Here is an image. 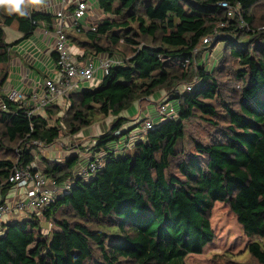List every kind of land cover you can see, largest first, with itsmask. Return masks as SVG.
<instances>
[{
  "label": "trees",
  "instance_id": "obj_1",
  "mask_svg": "<svg viewBox=\"0 0 264 264\" xmlns=\"http://www.w3.org/2000/svg\"><path fill=\"white\" fill-rule=\"evenodd\" d=\"M222 2L235 10L232 17ZM97 4L105 18L93 31L75 33L87 43L67 37L80 60L109 55L121 64L99 87L72 94L63 116L51 106L29 117L3 97L0 201L13 189L14 168L36 160L35 143L51 146L62 134L75 136L111 116L110 130L89 150L91 157L104 154V167L84 181L76 169L89 159L43 158L45 177L59 186L71 181L72 188L40 215L1 225L0 264H185L213 243L210 214L217 203L227 204L244 235L258 240L247 252L264 264V0ZM53 20L41 11L24 17L0 11V97L21 44L41 26L51 30ZM6 27L22 37L8 44ZM216 29L219 37L204 44ZM220 45L223 53L208 69L206 50ZM160 91L171 94L175 118L159 115L145 133L144 121L128 127L121 115ZM194 118L215 133L209 143L191 139L192 150H186L185 122ZM43 222L55 227L44 233Z\"/></svg>",
  "mask_w": 264,
  "mask_h": 264
},
{
  "label": "built area",
  "instance_id": "obj_2",
  "mask_svg": "<svg viewBox=\"0 0 264 264\" xmlns=\"http://www.w3.org/2000/svg\"><path fill=\"white\" fill-rule=\"evenodd\" d=\"M219 5L222 9L229 11V16L232 17L235 13L227 2ZM97 10V0H47L45 2L41 12L54 17L51 30L46 29L44 32V39L50 45L51 53L55 54L52 71H49L46 77L35 79L28 77L29 71L24 70V78L27 80L29 90L26 92L13 87L4 89L0 97V110L7 111L3 97L26 109L29 117L36 116L51 106H58L63 110L68 108V100L72 94L99 87L109 71L121 64L120 60L109 55L89 56L85 60H80L82 56L74 51L65 33L66 29L76 33L93 31L95 24L100 20L99 18L92 20ZM219 35L216 29L213 35L204 39L203 43L209 45ZM197 52L198 49L195 50V53ZM191 89L189 86L186 91ZM179 91V89L176 90L178 94L184 92L182 90L179 93ZM159 108V115L175 118L176 111L172 103L163 102ZM152 128L153 121L147 119L140 132L145 133ZM35 145L42 146L38 143ZM40 164L36 159L30 166L15 167L11 173L9 183L13 185V189L17 192L21 191L22 194L10 201H0V232L1 225L8 222L11 217L24 219L29 213L40 215L51 201L66 194L72 188L71 181L60 186L49 181ZM103 167L104 154L90 157L88 164L79 171L77 177L90 181Z\"/></svg>",
  "mask_w": 264,
  "mask_h": 264
},
{
  "label": "rangeland",
  "instance_id": "obj_3",
  "mask_svg": "<svg viewBox=\"0 0 264 264\" xmlns=\"http://www.w3.org/2000/svg\"><path fill=\"white\" fill-rule=\"evenodd\" d=\"M44 4L45 3L30 7L29 9H27V12H40L42 11ZM98 18L101 20L105 18L102 14H100L99 10H97V13L92 18V20ZM5 33L6 42L8 44H12L22 37V34H20L15 27H6ZM65 33L67 36H77L75 38L77 39V42L79 44L84 42L87 43L88 41L84 37V35L75 34L76 32L73 30L66 29ZM259 42L261 43V45L263 44L261 41ZM222 47L223 46L221 45L217 46L215 49H211L209 47L206 50L207 59L204 61L208 69H211V67H215L218 63L220 56L223 53ZM127 51L128 50H126V52ZM119 58L121 60H124V58L122 59L121 56ZM25 64L28 65L27 62H25ZM11 70L12 62L9 66V71L11 72ZM17 72H19L18 69ZM164 101H172L171 94H168L165 91H160L157 98L151 97L148 99L145 98L138 100L134 104L135 109L133 110V112H125L121 115V117H124L128 120L129 124H126L128 125V127H132L133 125L137 124H143V121H145L146 118H154L155 115L158 116V106ZM62 111L63 112L60 113V116L64 115L66 109H63ZM149 115L151 116L149 117ZM113 122L114 117H99L97 118V121L94 123V125H92L88 129H85L79 134L75 136L62 134L59 140H57L53 145L38 146L33 150V152L36 155V159H38L39 163L43 158L63 163L64 160L72 154H77L80 156L84 155V157H88L90 153L89 150L93 146L94 141L102 134L109 131ZM185 127L187 131V139L185 141L186 150H192L191 139H197L204 143H209L215 133L214 128H212L208 123L197 118L186 121ZM128 129L132 130L131 128ZM40 166H42V164H40ZM11 218L15 219L13 217ZM210 223L215 235L213 243L208 245L203 250V253L201 255H191L187 257L184 261L185 264H257L248 254L247 246L250 243L256 242L258 240L255 238H247L244 235L242 228L237 223L236 217L230 212L227 204L217 203L214 206L210 214ZM54 227L55 226L50 223L45 224L43 222L44 233H47L50 229Z\"/></svg>",
  "mask_w": 264,
  "mask_h": 264
},
{
  "label": "crops",
  "instance_id": "obj_4",
  "mask_svg": "<svg viewBox=\"0 0 264 264\" xmlns=\"http://www.w3.org/2000/svg\"><path fill=\"white\" fill-rule=\"evenodd\" d=\"M44 29L42 26L38 28L33 36V38L29 41H24L18 49V56L15 57V60L12 61V70L7 78V81L3 87V90L6 88H18L22 91H28V83L26 78H24V70L29 71L28 77L30 78H43L46 77L49 71H52L53 68V56L50 51V45L44 39ZM76 53L77 49L74 50ZM15 62V63H14ZM25 62L28 63L25 64ZM17 69L19 72H17ZM149 114V113H148ZM151 115H149L150 117ZM153 122L160 120L159 114L158 116L150 117ZM135 133V131H133ZM132 139L131 141H133ZM74 155V154H72ZM91 155L88 157L81 156V158L89 159ZM61 163V162H60ZM88 162H81V165L76 169V171H80L83 169ZM22 192H17L15 189H11L8 195L4 198L5 201H10L16 198V196L21 195Z\"/></svg>",
  "mask_w": 264,
  "mask_h": 264
},
{
  "label": "clouds",
  "instance_id": "obj_5",
  "mask_svg": "<svg viewBox=\"0 0 264 264\" xmlns=\"http://www.w3.org/2000/svg\"><path fill=\"white\" fill-rule=\"evenodd\" d=\"M43 2L44 0H0V11H4L9 16L17 14L24 17L27 15V9Z\"/></svg>",
  "mask_w": 264,
  "mask_h": 264
}]
</instances>
